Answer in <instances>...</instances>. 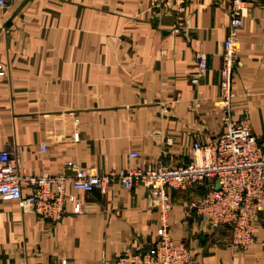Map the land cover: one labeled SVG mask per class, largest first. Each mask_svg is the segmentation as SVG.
<instances>
[{
  "label": "crops",
  "instance_id": "1",
  "mask_svg": "<svg viewBox=\"0 0 264 264\" xmlns=\"http://www.w3.org/2000/svg\"><path fill=\"white\" fill-rule=\"evenodd\" d=\"M24 1L0 8V151H13L27 174L70 173L68 161L106 174L174 167L222 132L227 0H190L179 34L173 4L153 12L149 0ZM242 20L231 114L264 143V1L249 0ZM203 54L208 74L194 85ZM204 192L169 189L168 231L193 249L194 264H264V211L254 241L239 249L229 230L190 208ZM66 199L58 220L0 201V264H116L153 248L163 226L143 185L68 187Z\"/></svg>",
  "mask_w": 264,
  "mask_h": 264
},
{
  "label": "built area",
  "instance_id": "2",
  "mask_svg": "<svg viewBox=\"0 0 264 264\" xmlns=\"http://www.w3.org/2000/svg\"><path fill=\"white\" fill-rule=\"evenodd\" d=\"M149 1L153 12H161L173 4L176 7L174 31L182 33L184 24L180 15L186 12L190 0ZM248 1L227 0L231 18L223 43L221 94L217 101L224 115L223 130L208 143L195 142L190 161L174 167L157 164L107 174L68 161L64 167L70 173L29 175L19 157L7 148L0 151V201L16 202L23 211L58 220L66 211L68 187L91 192L107 191L113 182L125 188L143 185L151 192L163 226L153 248L137 253L127 251L116 264H194L193 249L185 241L174 239L168 231L167 218L173 207L169 189L180 191L201 186L204 194L190 204L201 221L215 231L229 230L236 248L245 249L252 244L259 213L264 210V143L251 132L247 121L236 122L231 114L239 30L243 26L242 8ZM7 6L8 0H0V8ZM208 70V60L203 54L191 76L192 84L198 85ZM42 148L45 150L46 145ZM69 201L75 203V213L83 209L82 202L74 195Z\"/></svg>",
  "mask_w": 264,
  "mask_h": 264
},
{
  "label": "water",
  "instance_id": "3",
  "mask_svg": "<svg viewBox=\"0 0 264 264\" xmlns=\"http://www.w3.org/2000/svg\"><path fill=\"white\" fill-rule=\"evenodd\" d=\"M26 1H27V0H25V1L23 2L22 6L26 3ZM251 1H255V0H251ZM22 6H21V7H22Z\"/></svg>",
  "mask_w": 264,
  "mask_h": 264
},
{
  "label": "rangeland",
  "instance_id": "4",
  "mask_svg": "<svg viewBox=\"0 0 264 264\" xmlns=\"http://www.w3.org/2000/svg\"><path fill=\"white\" fill-rule=\"evenodd\" d=\"M262 211H264V210H262ZM262 211H261V212H262ZM259 215H260V213H259ZM258 218H259V217H258ZM206 224H207V223H206ZM257 224H258V222H257ZM209 227H210V226H209ZM212 229H213V228H212ZM255 237H256V236H255Z\"/></svg>",
  "mask_w": 264,
  "mask_h": 264
}]
</instances>
